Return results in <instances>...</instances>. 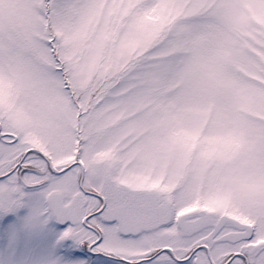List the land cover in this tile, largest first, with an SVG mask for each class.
Masks as SVG:
<instances>
[{"label": "snow or ice", "instance_id": "6c2138e0", "mask_svg": "<svg viewBox=\"0 0 264 264\" xmlns=\"http://www.w3.org/2000/svg\"><path fill=\"white\" fill-rule=\"evenodd\" d=\"M0 264H264V0H0Z\"/></svg>", "mask_w": 264, "mask_h": 264}]
</instances>
